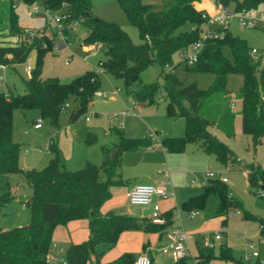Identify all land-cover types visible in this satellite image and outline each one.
<instances>
[{"label":"trees","instance_id":"trees-1","mask_svg":"<svg viewBox=\"0 0 264 264\" xmlns=\"http://www.w3.org/2000/svg\"><path fill=\"white\" fill-rule=\"evenodd\" d=\"M116 1L130 23L138 28L140 42H134L117 21L95 13L91 0H23L25 3L40 2L52 11L61 9L64 14L61 17V32L68 39L74 35L69 26L76 22L86 29L83 42H102L104 48L98 60L99 67L103 72L121 78L136 103L151 104L160 99L159 82H142L140 78L144 69L158 63L161 66L160 75L164 79L165 114L184 119V133L161 136L160 146L167 151L180 152L192 143L197 149L214 154L221 164L230 162L235 168L246 170L251 190L264 199V193L259 194V190L264 189V167L256 161H244L238 157L224 140L209 129L212 125L226 136L234 134L235 114L230 107L231 93L226 81L229 73L238 72L242 75L237 90V96L241 98L242 130L251 137L253 147L264 139V99H261L259 91V87L264 90V66L258 69L251 61V46L247 44L246 38L233 34L227 28L222 36L205 43L197 59L186 64L190 69L213 74L210 85L200 88L195 81L185 83L173 72V54L199 38L203 30L204 10L195 7L196 0H171L162 8L142 0ZM217 1L237 10L244 8L253 11L264 5V0ZM9 3L8 27L1 34L8 38L16 36L17 41L7 43L9 39L6 38L0 43V64L14 67L15 64L26 62L32 49L37 50V59L35 66L29 68V75L23 78L24 92L0 89V175L18 173L32 186V193L27 199L29 222L10 228L0 226V264H51L47 260V252L52 244L55 226L77 218L89 220V235L67 246L65 257L68 264H132L136 256L129 251L102 263L101 256L105 249L99 248V245L115 244L124 230L163 232L172 222V211L163 213V223H156L147 217L129 213H103L101 206L110 197L112 185L123 184L128 180L122 177L120 171L123 151L149 146L152 134L127 136L121 126L111 124L110 128L117 140L101 144V163L87 160L74 170L65 166V159L51 137L47 148L53 155L45 166L39 170L21 167L18 162L21 143L12 136L14 109L37 108L57 125L59 114L70 97L76 101L81 112L88 109L100 87V78L98 71L93 68L68 80L43 76L42 56L55 45L54 36L30 37L19 25L12 1L9 0ZM184 23H190V28L175 32ZM222 45L229 47L233 60L223 54ZM257 71L259 74H256ZM92 140L93 136L88 134L86 141ZM100 172L104 174L103 179L99 177ZM203 185L201 192L183 200V208L203 207L207 194L213 191L218 198L215 214L224 216L222 223L226 221L230 210L240 209L244 217L256 220L259 232L264 233V215L243 208L242 202L230 193L226 181L215 178ZM11 186L8 181L6 190L0 192V216L4 206L14 197L10 192ZM196 256L204 262L221 258L239 264H264L258 259L254 262L238 260L232 248L223 244L217 250L212 246L200 245ZM151 264L155 263L152 261ZM169 264H188V259L180 258Z\"/></svg>","mask_w":264,"mask_h":264},{"label":"rangeland","instance_id":"rangeland-1","mask_svg":"<svg viewBox=\"0 0 264 264\" xmlns=\"http://www.w3.org/2000/svg\"><path fill=\"white\" fill-rule=\"evenodd\" d=\"M91 1L92 10L95 13L103 18L117 21L134 42L141 41L138 28L130 23L116 0ZM142 1L153 4L156 8H162L165 3L171 0ZM210 1L216 8L213 1ZM36 5L42 6L40 2H36ZM9 9V0H0V43L3 42V39L8 38L2 35L1 32H5L8 27ZM29 9L30 5L23 1H18L13 8L18 23L24 32L30 37L34 35H38V37H41V35L54 36L55 40V45L45 51L42 56V75L57 76L61 80H68L89 68H93L98 71L100 78L98 91L107 92L108 96L95 94L94 105L88 106L85 112L80 110L78 117L74 120H69V111H75L79 107L73 97H70L68 105L59 114L57 125L53 124L48 117L43 116L37 108L14 109L12 136L14 140L21 143L18 157L19 165L26 169L35 170L44 167L53 155V152L47 148L51 137L62 153L66 167L74 170L83 166L86 160L96 164L101 163V144L117 140L116 134L110 128L111 124L121 126L127 136L143 137L152 134L149 146L123 151L120 159L122 176L136 177L139 179L138 183L147 182V179L151 177L156 169L168 167L172 170L171 182L175 199V203L171 205L173 218L175 219L172 226H180L188 233L186 242L190 246L191 252L196 250L195 240L203 244L205 239L212 241L215 233L219 232L221 238L214 241L215 247L219 244L229 245L238 260L254 262L258 259L264 262V233L259 232L257 221L244 217L240 209L230 210L226 222L221 224L220 218L215 215L218 198L213 191L207 194L203 207L193 208L196 214L192 218L188 216L187 211L182 207L181 201L184 198L182 194L185 191H194V193L189 194L194 195L203 190L204 185L201 181L206 178L204 171L221 169L223 171L221 175L227 177L226 185L230 193L242 202L243 208L251 213L264 215L263 197L251 190L245 174L230 162L226 165L221 164L212 153L194 156L186 151L168 153L161 147H157L159 137L162 135L172 136L184 133V119L181 116H168L165 114L164 79L160 75L161 66L158 63L151 64L140 75L142 82L153 80L159 82L160 99L158 102L141 103L133 107L132 96L123 85L122 79L103 72L99 67L98 59L102 57L103 51L85 50L83 48V34L80 31L72 41L64 43L58 48V42L63 43V39H61L62 32L57 30L54 23L50 25L47 23L48 18L46 15L31 13ZM60 13H62L61 9L52 12L56 15ZM75 25L76 22L69 26L70 31L71 27L74 28ZM190 26V23H184L175 32L187 30ZM229 29L233 34L245 37L249 46H264V28L261 26L242 27L236 19H233L230 22ZM8 39L7 43L13 44L17 41L15 36ZM221 49L224 55L233 60L227 45H222ZM30 54L31 52L28 60ZM173 64V72L185 83L195 81L200 88H206L212 82L213 74L211 72L188 68L185 62L180 61L178 51L173 54ZM28 75L29 67L26 62L15 64L14 67L9 65L0 66V89L10 88L14 93L24 92L23 78ZM241 81L242 75L238 72H231L227 75L226 85L233 96H236ZM114 87H119V90L111 98L110 94ZM240 109V100H235L233 105L235 114L234 134L232 136L224 135L216 126L210 125L209 128L211 131L218 132L220 139L228 142V145L236 152L238 157L244 161H256L264 167V140L253 147L251 138L242 130ZM122 110H128L131 113L123 116L120 114ZM113 112H119V114L116 119H109L108 114ZM39 119L42 126L36 128L34 124ZM88 134L93 136V140L90 142L86 141ZM26 148H28V152H25ZM185 171L191 172V176L197 177L196 184L187 185ZM99 177L103 179L104 174L100 172ZM8 181L12 184L10 192L16 194V196L3 208V213L0 216V226L3 228L23 225L30 220V208L27 199L32 193L31 184L18 173L2 174L0 175V192L6 190ZM111 190L110 197L103 203V212L107 213L109 210H114L129 213L131 208L138 209L140 207L126 200L124 196L126 191L122 190V186L114 185ZM169 242L167 232L157 238L155 245L158 249L155 258L158 262H166L171 259V255L163 254L159 250L164 246H168ZM105 246L106 244L101 243L99 248ZM258 253L259 257H256ZM61 254L62 257H65V253L62 252ZM228 264H233V262Z\"/></svg>","mask_w":264,"mask_h":264},{"label":"built area","instance_id":"built-area-1","mask_svg":"<svg viewBox=\"0 0 264 264\" xmlns=\"http://www.w3.org/2000/svg\"><path fill=\"white\" fill-rule=\"evenodd\" d=\"M12 6L14 7L18 1L23 0H11ZM216 6V11L214 13H209L207 11L202 12V17L205 18V23L203 26V30L199 38L195 41L190 43L189 45L182 47L178 50L180 61L185 62L186 64L193 63L200 52L202 51L205 43L208 40L220 37L224 34L225 30L229 28L230 22L233 19H236L240 26L246 28H253L256 26H261L264 28V5H262L259 9L249 11L244 8L242 9H234L231 6L223 5L221 2L217 0H212ZM30 5V12L35 14H43L46 15L48 18V24H55L57 26V30L61 31V17H64L63 13L58 15L52 14V10L44 7V6H37L36 2L27 3ZM27 36V35H25ZM96 47L99 48V44H96ZM249 56L253 63L256 64L257 68H261L264 66V46H251L249 48ZM67 62V61H66ZM0 66L5 67L6 65L0 64ZM256 74H259L257 71ZM119 87H115L113 93H117ZM260 97L264 99V90L259 87ZM98 95L107 96V92L98 91L96 92ZM133 103H136L133 101ZM233 103V102H231ZM68 105V103H66ZM65 105V106H66ZM233 105V104H232ZM65 108V107H64ZM63 108V109H64ZM131 113L128 110H122L120 112L121 115H125ZM119 112L109 113V117L111 119H116V116ZM88 119V116H87ZM42 125L41 120H37L34 124L35 127H40ZM159 171L162 172L163 176L159 179L158 182H139L133 184L127 191L126 197L132 204H139V205H151V213L150 218L153 222L156 223H163L165 221V217L160 210V205L157 200H154V197H166L168 196V191L165 189V184L168 182V178L170 175L169 168H163ZM205 179L201 181L202 184H205L207 180L219 178L223 181H227V177L221 175L220 170H206L204 171ZM197 182L196 177L189 178L186 183L187 185L193 184ZM264 189L259 190V194H263ZM196 213L194 209L188 210V215L193 216ZM167 236L170 240L168 246H164L161 248L163 252L170 253L173 260H177L180 258H187L188 264H211V262H204L199 257L194 255L188 245H187V233L180 227V226H170L167 230ZM219 232L215 233V238H219ZM57 245L53 243V247ZM48 260V258H47ZM63 258H56L55 262H50L51 264H59L63 261ZM49 262V260H48ZM132 264H151V259L147 252L139 253Z\"/></svg>","mask_w":264,"mask_h":264},{"label":"crops","instance_id":"crops-1","mask_svg":"<svg viewBox=\"0 0 264 264\" xmlns=\"http://www.w3.org/2000/svg\"><path fill=\"white\" fill-rule=\"evenodd\" d=\"M194 5H195V7L197 9H203L204 11H207L209 13H214L216 11V8L214 7V5L211 3L210 0H198V1L196 0L194 2ZM79 31H80L81 34H83V37H84V35L86 34V29L81 24L76 23L74 28L71 27V32L74 33L73 37L68 39L64 34H61L62 35L61 39H63L62 40L63 43L58 42L57 47L60 48L62 45H64V43L66 44V43L72 41L79 34ZM16 39H17V37H16ZM83 44H84L83 48L85 50L93 49L94 52H96L98 50L99 51H103V48H104V44L102 42H93V43H85V42H83ZM96 44H99V48L96 47ZM259 47H262V46H259ZM26 63L28 64V67H29V60L28 59H27ZM114 89H115V87L113 88V90ZM113 90H112V92L110 94L111 98L115 95V93H113ZM235 100H240V102H241V98L238 97L237 94H236V96H233L232 94H230V107H231L232 110H233V105H234V101ZM131 102L133 103L132 99H131ZM231 102H233V103H231ZM139 104H141V103H138V102L137 103H133L132 106L134 107V106H137ZM93 105H94V98L89 103V106H93ZM75 111H73V110L69 111V116L71 115L72 117H74L73 119L69 118V120H74V119H76L78 117V116H75V114H74ZM128 114H130V113H128ZM109 119H111V118L109 117ZM40 127H36V128H40ZM217 129L220 130L219 128H217ZM212 132L214 134H216L220 138L218 132L217 133H216V131H212ZM220 132L223 133L221 130H220ZM228 137H230V136H228ZM159 139H160V137H159ZM263 140L260 143H262ZM226 143L228 144V142H226ZM157 147H161L160 146V142H159V145ZM161 149L165 150L162 147H161ZM158 150H160V149H158ZM165 151L168 152V153H178V152H171V151H167V150H165ZM183 151L190 152V154L194 155V156H200L202 154H209V153H206V152H203V151L197 149L195 147V145L192 144V143L188 144ZM183 151H180V152H183ZM25 152H28V148L25 149ZM65 166H66V162H65ZM160 169H163V168L156 169L154 171V173L151 175V177H149V179H147V182H152V183L158 182L159 179L162 178V176H163L162 172L159 171ZM218 170H220L221 173H223V171L221 169H218ZM241 171L246 176V170H241ZM190 173L191 172L185 171L186 180H188L189 178L193 177V176L190 175ZM121 175H122V172H121ZM171 176H172V170L170 169V175H169V178H168L169 180L165 184V189L168 191V196H166V197H156L155 196L154 197V200H157L159 202L160 210H161L162 213H166L168 211H172V222H171V224L169 226H167L164 229L163 232H160V231H144V230H140V229H130V230L122 231L120 233V235H119V237H118V239H117L115 244H113L111 246H107L106 245L105 247L102 248V249H105L104 253L101 256V262L102 263H104V262H106V261H108L110 259H113L114 257H116L119 254H121L123 252H126V251L133 252L135 256H137L141 252H147L149 257H151L152 261L155 264H169V263L174 261L172 259V257H171L170 260H168L166 262H158L156 260V258H155V254L157 253V249H158L157 245H155L156 242H157V238H160L164 233H166L168 228L170 226H172L174 224V221H175V219L173 218L174 217L173 210L171 208V205L173 203H175L174 191H173L172 182H171ZM194 177H196V176H194ZM123 178H128V180L125 183L119 184L120 186H122V190L124 189V191H127L133 184L138 183V181H139V179H137L136 177H123ZM196 183L197 182H195L193 184H196ZM193 184H190V185H193ZM113 186L114 185H112L110 187V189ZM191 193H194V191L188 190V191H185L182 194L183 195L182 197H184V198H182L181 204H182L183 200H185L189 196H192V195H189ZM187 195H189V196H187ZM15 196H16V194H14V197L10 201L14 200ZM124 196H125L126 200L129 202V200L126 197V192L124 193ZM136 205H138L140 207L138 209L131 208L129 210V214H133V215L139 216V217H147V218L151 219L150 218V213H151V209H152L151 205H139V204H136ZM102 206H103V204H102ZM102 206H101V211L103 212ZM191 209H193V208H191ZM185 210L187 211V214H188V210L189 209H185ZM109 211H114V210H109ZM114 212H116V211H114ZM103 213H106V212H103ZM117 213H126V212L120 211V212H117ZM193 216H189V217L192 218ZM216 216H218L220 218L221 224H224L226 222L225 221L224 223H222V220H223V217H224L223 215H216ZM226 220H227V218H226ZM88 225H89V220L87 218L71 219L68 222H66L65 224H57L55 226L53 234H52L51 247H50L49 251L47 252V258H48L49 262H55L56 258H63L64 262H60L59 264H68V262L65 261L66 258L62 257L61 253L62 252L65 253V250H66L67 246L71 242H80V241H82V240H84V239H86L88 237V235H89V226ZM187 237H188V233H187ZM220 238H221V235H220L219 238H215V236H214L212 241H209L208 239H205L203 244H201L198 240H195L196 250L194 252H192V253L194 255H197L198 254V247L200 245L212 246L215 250H217L218 247L221 244H219L217 247H215L214 241L218 240ZM53 243H55L57 246L53 247ZM188 247H189V249L191 251V248H190L189 245H188ZM159 250L163 254H169L170 255V253H168V252H163L161 249H159ZM256 257H259V253L256 255ZM210 261H211V264H228L230 262H233V264H239V263H237V262H235L233 260H226V259H221V258H212Z\"/></svg>","mask_w":264,"mask_h":264},{"label":"water","instance_id":"water-1","mask_svg":"<svg viewBox=\"0 0 264 264\" xmlns=\"http://www.w3.org/2000/svg\"><path fill=\"white\" fill-rule=\"evenodd\" d=\"M36 59H37V50L32 49L30 58H29V68L34 67L36 64ZM80 113V108H77L76 111L74 112L75 116H78ZM70 119H73L71 115L69 116Z\"/></svg>","mask_w":264,"mask_h":264}]
</instances>
